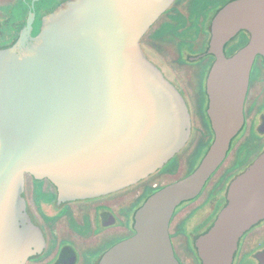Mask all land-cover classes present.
Here are the masks:
<instances>
[{"label":"water","instance_id":"obj_1","mask_svg":"<svg viewBox=\"0 0 264 264\" xmlns=\"http://www.w3.org/2000/svg\"><path fill=\"white\" fill-rule=\"evenodd\" d=\"M174 0H66L0 52V264H24L33 231L23 228L25 175L48 178L61 200L98 197L145 179L190 137L182 96L144 55L140 39ZM240 29L253 41L230 57ZM207 81L213 140L198 166L152 193L135 234L103 264H178L169 236L176 208L198 196L244 122L256 54L264 57V0L221 9L212 22ZM264 219V150L229 183L226 204L196 240L203 264H231L238 240ZM36 239V238H35Z\"/></svg>","mask_w":264,"mask_h":264},{"label":"flooded vegetation","instance_id":"obj_2","mask_svg":"<svg viewBox=\"0 0 264 264\" xmlns=\"http://www.w3.org/2000/svg\"><path fill=\"white\" fill-rule=\"evenodd\" d=\"M244 0H174L140 39L145 57L180 93L190 115V137L182 150L143 180L92 198L61 200L48 178L25 175L23 228L33 231L24 264H103L105 255L135 234V214L159 189L193 171L214 133L208 117L206 81L215 56L208 53L212 22L227 6ZM246 1V0H245ZM252 1V0H249ZM260 1V0H259ZM66 0H0V52L15 46L27 32L34 40L44 18ZM240 29L223 45L226 57L253 41ZM244 122L226 157L195 198L180 204L169 222L178 264H203L196 240L213 225L226 204L230 181L264 150V57L256 54L244 100ZM212 132V134H211ZM231 264H264V219L238 240Z\"/></svg>","mask_w":264,"mask_h":264},{"label":"rangeland","instance_id":"obj_3","mask_svg":"<svg viewBox=\"0 0 264 264\" xmlns=\"http://www.w3.org/2000/svg\"><path fill=\"white\" fill-rule=\"evenodd\" d=\"M188 172H191V170H189Z\"/></svg>","mask_w":264,"mask_h":264},{"label":"trees","instance_id":"obj_4","mask_svg":"<svg viewBox=\"0 0 264 264\" xmlns=\"http://www.w3.org/2000/svg\"><path fill=\"white\" fill-rule=\"evenodd\" d=\"M211 134H212V132H211Z\"/></svg>","mask_w":264,"mask_h":264}]
</instances>
